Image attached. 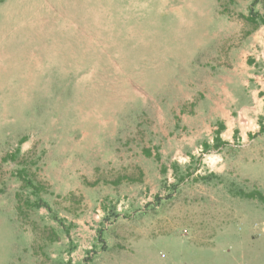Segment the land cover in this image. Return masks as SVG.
<instances>
[{
    "label": "rangeland",
    "instance_id": "rangeland-1",
    "mask_svg": "<svg viewBox=\"0 0 264 264\" xmlns=\"http://www.w3.org/2000/svg\"><path fill=\"white\" fill-rule=\"evenodd\" d=\"M262 127L264 0H0V264H264Z\"/></svg>",
    "mask_w": 264,
    "mask_h": 264
},
{
    "label": "crops",
    "instance_id": "crops-1",
    "mask_svg": "<svg viewBox=\"0 0 264 264\" xmlns=\"http://www.w3.org/2000/svg\"><path fill=\"white\" fill-rule=\"evenodd\" d=\"M49 8H51V6H49ZM37 16H40V17L43 16V18L50 17L48 13H44V14H43L42 12L40 13V12H38V11H37Z\"/></svg>",
    "mask_w": 264,
    "mask_h": 264
},
{
    "label": "trees",
    "instance_id": "trees-1",
    "mask_svg": "<svg viewBox=\"0 0 264 264\" xmlns=\"http://www.w3.org/2000/svg\"><path fill=\"white\" fill-rule=\"evenodd\" d=\"M262 132H264V127H262Z\"/></svg>",
    "mask_w": 264,
    "mask_h": 264
}]
</instances>
